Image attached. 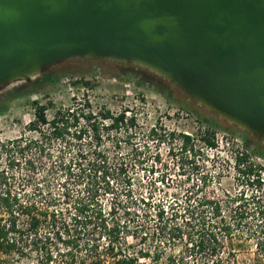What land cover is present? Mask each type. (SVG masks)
Instances as JSON below:
<instances>
[{
	"label": "rangeland",
	"instance_id": "1",
	"mask_svg": "<svg viewBox=\"0 0 264 264\" xmlns=\"http://www.w3.org/2000/svg\"><path fill=\"white\" fill-rule=\"evenodd\" d=\"M48 69L58 81L9 102L0 114V140L37 135L28 127L35 101L46 107L49 119L56 110L88 103L87 109L94 112L126 110L137 126L101 129L97 137L86 131L80 138L72 129L65 135L70 144L53 142L50 153L31 164L24 158L0 161L12 188L36 201L39 218L36 229H30L29 219H19L20 252L0 254V264H7L8 257L40 264L47 251L53 257L48 264H65L71 253L84 252L68 241L82 245L93 239L103 245L115 235L107 234L114 227L121 244L142 260L158 257L164 264L175 257L182 264H264V158L256 155L264 152V143L148 69L84 58ZM206 119L215 125L208 127ZM182 133L190 137L186 145L181 143ZM241 151L247 155L244 167L235 165ZM60 161L63 166L56 165ZM204 199L218 202L219 215L209 208L199 216L191 214L195 203ZM211 230L217 240L208 242ZM209 244L216 252L210 253Z\"/></svg>",
	"mask_w": 264,
	"mask_h": 264
},
{
	"label": "water",
	"instance_id": "2",
	"mask_svg": "<svg viewBox=\"0 0 264 264\" xmlns=\"http://www.w3.org/2000/svg\"><path fill=\"white\" fill-rule=\"evenodd\" d=\"M79 58L148 69L264 143V0H0V92Z\"/></svg>",
	"mask_w": 264,
	"mask_h": 264
},
{
	"label": "trees",
	"instance_id": "3",
	"mask_svg": "<svg viewBox=\"0 0 264 264\" xmlns=\"http://www.w3.org/2000/svg\"><path fill=\"white\" fill-rule=\"evenodd\" d=\"M59 77L51 73L50 69H46L40 73L39 76L32 79L31 81L25 82L22 85L6 91L0 94V114L4 113L9 106V102L13 99L28 95L34 91L42 90L43 86L55 83L58 81ZM87 83V82H86ZM34 119L29 123V131L35 132L37 135H20L13 139L2 141L0 140V161L6 157L9 161L15 160L17 158H24L26 164H31L35 162L36 159L42 158L46 152L49 154V147L55 141H61L67 144L71 143V139L65 141V135H68L70 130L75 135L76 131L78 138L81 134L86 131L92 132V135H99L101 129L107 131L108 129H124L131 130L135 129L136 119L133 115H128L126 110L118 111L113 114L109 110H98L94 112L87 103L86 106H72L65 109H59L54 112V115L49 119L45 113L46 107L44 105L38 104L36 101ZM105 120H109V123H105ZM83 121V124L81 123ZM208 127L215 125V122L210 119L205 120ZM75 132V133H74ZM245 133L244 131H242ZM182 145H186L190 141L188 134L182 133L181 135ZM206 141L210 146H216L214 141L206 138ZM245 142V141H244ZM245 148H247V143L245 142ZM186 148V146H184ZM257 156L264 158V152L258 151ZM246 153L244 151L237 152L235 155V165L244 167V161L246 160ZM72 163V159L69 160L68 164ZM64 162L60 161L58 166H63ZM71 166V165H70ZM95 167V165H93ZM92 167V169H93ZM85 170V169H84ZM251 170V169H250ZM90 171V170H89ZM204 206V209L203 207ZM37 203L35 200H31L25 197L23 193L12 188L11 184L6 181V176L0 169V254L9 255L10 253L18 250L20 252L19 245L21 238H23V233L18 227V221L20 218L29 219L30 229H36L39 218L37 214L35 215V210H37ZM87 207L80 208L83 212ZM206 208H209L212 215H219V204L215 201H210L204 199L195 203L193 209H191V214L199 216L207 212ZM188 209H186L187 211ZM204 210V211H203ZM100 225L106 227L104 224V219H101ZM225 228L224 225H222ZM113 237H109L108 242L100 245L95 240H85L82 245L77 240L68 241L72 248H82L78 249L82 252V255L75 256L74 252L71 253L70 261L65 262V264H163L158 260V257L147 258L149 255L146 253L143 256L146 257L142 260L140 256L135 253L129 252L127 247L119 241L118 233L119 229L114 227L109 229L107 234L114 232ZM206 240H217L216 233L214 231H208ZM204 240L200 239V244ZM209 244L210 253L216 252L215 245ZM77 251V250H76ZM264 252V247H263ZM45 262L42 261L40 264H48L53 259L52 254L47 251ZM4 260V259H3ZM5 261V260H4ZM3 261V262H4ZM7 264H29L21 263V261L13 260V258L8 257L6 259ZM164 264H182L181 260L175 257H169V261Z\"/></svg>",
	"mask_w": 264,
	"mask_h": 264
}]
</instances>
